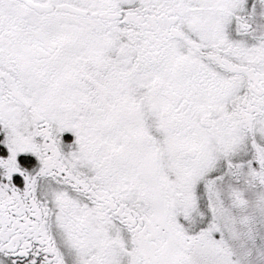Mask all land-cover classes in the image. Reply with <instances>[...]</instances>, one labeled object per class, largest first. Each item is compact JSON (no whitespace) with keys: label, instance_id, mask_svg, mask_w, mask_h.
<instances>
[{"label":"snow or ice","instance_id":"snow-or-ice-1","mask_svg":"<svg viewBox=\"0 0 264 264\" xmlns=\"http://www.w3.org/2000/svg\"><path fill=\"white\" fill-rule=\"evenodd\" d=\"M0 264H264V0H0Z\"/></svg>","mask_w":264,"mask_h":264}]
</instances>
